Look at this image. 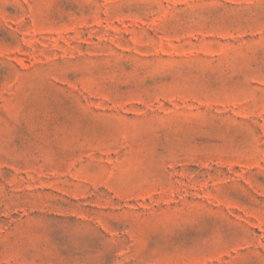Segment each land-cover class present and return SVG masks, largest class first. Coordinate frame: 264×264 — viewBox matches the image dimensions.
I'll return each mask as SVG.
<instances>
[{"label":"rangeland","instance_id":"obj_1","mask_svg":"<svg viewBox=\"0 0 264 264\" xmlns=\"http://www.w3.org/2000/svg\"><path fill=\"white\" fill-rule=\"evenodd\" d=\"M0 264H264V0H0Z\"/></svg>","mask_w":264,"mask_h":264}]
</instances>
